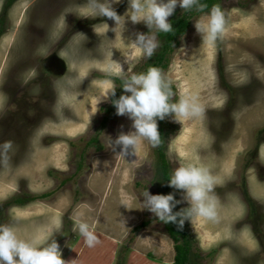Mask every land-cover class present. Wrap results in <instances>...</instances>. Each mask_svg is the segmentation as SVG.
Masks as SVG:
<instances>
[{
  "label": "rangeland",
  "instance_id": "374dc122",
  "mask_svg": "<svg viewBox=\"0 0 264 264\" xmlns=\"http://www.w3.org/2000/svg\"><path fill=\"white\" fill-rule=\"evenodd\" d=\"M8 1L0 0V14ZM219 5L225 29L215 44L204 43L194 27L208 13L195 16L162 72L176 88L175 102L185 94L195 95L204 108L201 116L176 118L178 122L171 115L165 117L162 149L171 174L178 166L194 165L218 177L217 169L230 162L236 180L215 181L214 195L217 199L234 191L244 195L259 252L249 249L245 256L239 250V264H264V0H220ZM112 7L123 15L128 0ZM89 8L90 0H13L6 10V29L0 34V144L11 141L12 149L6 162L0 160V224L13 225L20 235L25 222L36 224L58 213L62 228L52 238L64 258L77 253L79 248L74 247L83 240L74 228L82 212L99 242L80 255L95 253L97 264H107L115 254L113 264H122L132 246L131 229L142 221L149 223L140 230L146 242L138 247L151 256L157 253L153 237L165 234L171 240L165 223L141 203L145 190L166 194L157 147L144 142L125 157L118 154L119 147L108 148V137L114 140L120 132L132 130V121L116 113L97 136L101 149L82 147L84 159L78 162L80 148L73 143L84 145L94 136L100 106L109 102V97L102 98L116 77L106 70L109 46L111 58L125 70L141 72L148 58L137 54L131 42L149 29L143 22L126 19L122 31L111 19L89 15ZM176 8L180 13L185 10ZM102 23L109 26L106 33ZM150 31L156 35L154 28ZM156 39L159 46L152 57L161 49L162 41ZM47 192L48 197L24 206L3 207L16 196ZM174 195L180 205L188 206L181 190ZM29 207L35 214L24 216ZM102 231L122 240L111 242ZM200 233L206 234L199 237L205 241L194 236L192 250L197 247L200 255L192 256L190 264H214L220 254L214 244L218 236ZM201 243L208 245L206 250Z\"/></svg>",
  "mask_w": 264,
  "mask_h": 264
},
{
  "label": "clouds",
  "instance_id": "9594fccd",
  "mask_svg": "<svg viewBox=\"0 0 264 264\" xmlns=\"http://www.w3.org/2000/svg\"><path fill=\"white\" fill-rule=\"evenodd\" d=\"M197 2L198 0H128V8L123 15H118L112 5L120 3V0H90L89 15L111 19L115 27H120L122 31L126 19L133 24L143 22L149 31L146 34L137 33L131 45L137 54L150 58L159 46L155 33L150 30L154 28L156 32H171L172 24L168 17L174 13L176 7L189 10ZM101 27L105 33L109 28L107 23H102ZM194 27L204 43L214 45L225 29V18L220 7L213 6L207 14V19L198 20ZM93 31L95 32V28ZM111 49L109 46L106 52L109 57L106 70L121 79L120 88L123 90L111 103L115 107L116 115H126L132 121V130L127 133L120 132L114 140L108 137V148L115 151L119 147L118 154L125 157L137 152L144 142L157 147L161 143L158 119L163 120L171 115L174 121L178 122L176 118L187 119L203 114L204 108L195 95L185 94L176 102H172L171 81L166 79L159 68L149 67L142 73L130 72L125 70L120 62L111 58ZM57 56L63 60L59 54ZM128 62L125 58L124 63ZM65 67L67 69V65ZM115 89L114 84L109 83L102 98L115 96ZM100 100L101 98L97 103ZM11 149V141L0 144V160L6 162ZM167 184L182 191V200L186 201L188 206L183 208V211L173 212V208L181 203V200L174 198L173 193L150 194L145 190L142 195V209H147L164 223L175 224L178 230L183 229L185 220L190 221L193 217L208 220L216 218L218 200L214 195L215 178L209 174L207 168L194 165L178 166ZM83 215L82 212L77 214L74 228L83 237L87 247H94L99 241L90 225L81 218ZM58 231L59 222L49 228L42 239L35 240L20 236L11 224H0V264H66L61 258L58 243L52 238L53 233Z\"/></svg>",
  "mask_w": 264,
  "mask_h": 264
},
{
  "label": "crops",
  "instance_id": "0c3cea01",
  "mask_svg": "<svg viewBox=\"0 0 264 264\" xmlns=\"http://www.w3.org/2000/svg\"><path fill=\"white\" fill-rule=\"evenodd\" d=\"M253 117L257 118L255 113L253 114ZM221 167V170L217 169V174H214L218 175V177H214L215 181L224 180V182H227L236 180L237 174L233 173L234 169L232 168L230 162L226 160L225 164H222ZM246 179L249 181V177H246ZM253 198L254 200L257 199L256 197ZM217 200V216L214 220H208L202 217H193L190 219V221H188V225L194 232H191L193 236H195V238L199 241H205L199 239V237L206 236L205 233H200V231H207L212 237L215 236V238L218 236L214 244H217L220 247V254L218 252L216 256V263L214 264H239L240 259L242 258V256L238 254L239 250L244 251L245 256L246 252L248 253L249 249L253 254H257L259 252V239L253 233V230H250L251 222L248 221V219L250 220L251 218L250 207L248 206L247 200L244 195L238 191L229 192L224 196L222 195V197ZM28 210L23 213L24 216L29 214V212H31L30 214H35L33 208L29 207ZM46 212L47 214H49V211ZM43 219L44 220H39V222H37L36 224L32 222H25L22 225V228L20 227V229L22 230L20 236L28 238V234H30V239L40 240L47 234L48 229L56 225L57 222H59V231L54 232L52 237L60 234L62 221L58 213L54 212L49 216V218L44 216ZM102 235L109 239L111 242L122 240L119 237L117 238L112 234H108L107 232L102 231ZM103 236L100 235V237ZM145 238L146 234L144 230L142 232L140 231L136 235L135 239L131 243L132 246H129L130 248L128 247V253L126 254L125 258L122 259V264H174L173 260L175 252L174 247H172V240L166 237L165 234H159L158 237H153V244L157 249V253H155L154 256H151L148 251H144L140 247H138L140 243L146 242ZM245 245H250L252 247L244 248L243 246ZM207 246V244L203 245V243H201L199 247L202 248V250H206L205 247ZM77 247L79 248L77 253L75 252L72 255L65 256L66 264H77V262L80 260H83V262H88L89 264H97V254L89 253V255L87 256V254L82 253L80 255V253L87 248V246L84 244V240H82L81 242L78 241L74 249H76ZM212 248H216V245H213ZM101 257L102 256L100 255V258ZM116 259H118V256L114 254L111 259L108 260L107 264H113Z\"/></svg>",
  "mask_w": 264,
  "mask_h": 264
},
{
  "label": "trees",
  "instance_id": "16d2710c",
  "mask_svg": "<svg viewBox=\"0 0 264 264\" xmlns=\"http://www.w3.org/2000/svg\"><path fill=\"white\" fill-rule=\"evenodd\" d=\"M13 0H9L6 3L5 8L8 9L10 4L12 3ZM220 0H198L197 4H195L192 8L195 10L197 5H201V7L194 12L189 10H184L181 13L179 12V9L176 8L174 13L169 16L168 21L172 24V31L169 33H164V32H156L157 38L162 41L161 44V49L152 57L148 58V60L144 63V67L141 72H145L149 67H157L163 72L165 69H167L169 65V60H170V55L180 45L181 38L186 34L188 31L192 19L195 16H198L202 13H209L211 8L213 6H219ZM203 6V7H202ZM5 9V11H6ZM221 9V7H220ZM4 11V12H5ZM5 16V14H3ZM3 17L0 19V22H2ZM3 28L0 25V34L3 32ZM113 81L115 84V96H109V102L106 104H103L100 106V112H101V117L98 120V125L95 128L94 136H91L89 139H87L84 142V145L79 144V143H73L75 148L78 147L80 148V151L78 152L79 154V159L78 162L81 161L83 158V148H88V147H94V150H99L101 149V145L98 143V137L99 134L104 130L106 127L107 123L109 120H111L115 116V107L111 103L113 99H117L123 92V90L120 88L121 86V79L117 77H113ZM172 93H176V88L175 86L171 83L170 85ZM125 94V93H124ZM172 102H175V99H172ZM166 122L163 120H157V125H158V131L161 135V143L159 146H157L155 152L156 155H158L162 171H163V181H164V192L166 194L168 193H173L175 194V189L171 188L168 186L167 182L172 175L169 170V163L166 158V153L162 149V141H163V131H164V126ZM83 141V140H82ZM82 167V164L79 163L77 169L79 170ZM66 181L62 179L60 182L61 184H64ZM179 192V190H177ZM50 192L43 193V194H38V195H25V196H16L12 198L10 201L6 203V205H3V207L7 206H13V205H18V206H24L28 203H31L35 200H40L43 198H46L50 195ZM175 198V195H174ZM176 199V198H175ZM187 206H182V205H176L175 208H173V212L176 211H183V208ZM149 221H142L140 224L134 226L131 229L132 236L130 237V240L133 241L134 237L136 234L143 229L144 227L147 226ZM165 229L166 232L168 233L169 237L173 241V247H174V264H190L192 260V256L198 257L199 258V250L197 247H195V250H192V244H195V238L193 234L190 231L189 225H188V220H185L183 229L178 230L176 225L173 223H165Z\"/></svg>",
  "mask_w": 264,
  "mask_h": 264
},
{
  "label": "flooded vegetation",
  "instance_id": "af4514ba",
  "mask_svg": "<svg viewBox=\"0 0 264 264\" xmlns=\"http://www.w3.org/2000/svg\"><path fill=\"white\" fill-rule=\"evenodd\" d=\"M6 6V5H5ZM5 6H4V10L2 11V13L0 14V19L3 17V19H2V22H0V25L2 26V28L5 30L6 29V25H4L3 24V21H5L6 22V20H7V11H5ZM7 10V9H6ZM5 11V12H4ZM3 14H5V16H3ZM51 56V55H50ZM49 58H52V56L51 57H49ZM45 62H47V61H45ZM59 63L61 64V66H63V62L62 61H60L59 60Z\"/></svg>",
  "mask_w": 264,
  "mask_h": 264
}]
</instances>
